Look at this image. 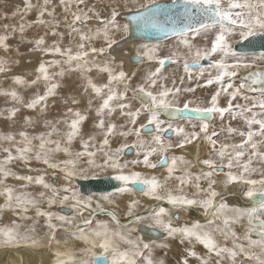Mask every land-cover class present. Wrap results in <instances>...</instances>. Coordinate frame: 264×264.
<instances>
[{"label": "snow or ice", "instance_id": "obj_1", "mask_svg": "<svg viewBox=\"0 0 264 264\" xmlns=\"http://www.w3.org/2000/svg\"><path fill=\"white\" fill-rule=\"evenodd\" d=\"M84 4L85 0H59V5L65 13V20L67 21L68 14L72 16V20L68 26L72 32L79 34V43L75 51H73L71 46L62 48L57 42H53L51 46H48L46 43L45 36L48 32L52 36L58 35L55 27L59 26V20L56 19L55 7H51V0H43L42 3L38 4H33L31 0H24L23 9L17 7L12 13V18L19 16L21 19L18 27L22 40L26 27H32L34 25L51 26L48 27V32L45 33V36H39L34 40L27 41L33 45L29 50L59 56L62 59H53L49 62L42 61L38 68L35 69L38 75L31 81H26L20 75L11 77L15 85L27 87L36 86L42 80L44 82V91L42 94L39 91L34 93L32 97L25 101L15 89H0V96L10 98L14 105L4 111H0V116L4 115V112H7L5 118L11 120L20 112L21 107L35 110L39 106L40 111L43 112L47 107L49 98L56 96L57 89L60 87V84L55 82L54 77H62L64 75L63 67H61L60 72L52 74L49 73V67L67 65L69 71H79L81 77L86 80L85 91L91 88L95 97L101 101L94 109L95 117L93 119L94 129L99 130L100 135L103 137L99 142L97 150L101 151L105 158L103 166L111 167L120 173L113 177V179L121 183V187L116 189L118 193L133 192L136 190L134 186H137L142 195L158 202V204L166 203L172 210L187 211L192 206H199L204 210L206 215L211 212L216 218H219L224 210L227 209L233 215L224 219V225L227 226L230 222L233 224L239 223L247 217V230L242 237H238L236 232L229 228L224 235L227 238L228 234H231L234 238L233 247H218L212 235L209 232L201 230L202 226L199 222H193L191 225L174 226L172 221L179 220V216H170L169 208L164 206L150 208L148 210L149 215L146 216H132V208L137 203L136 201H132L129 204L128 215L132 217V221L138 223L150 218L152 221L150 227L162 230L168 237L179 234L184 238H194L204 246L209 256L214 254L218 258L214 264H224L225 259L231 260V264H236L238 257L240 258V264H246L247 261L252 260L256 261V264H264V173L261 174V179L259 180L249 178L256 171V169L249 167L251 158L258 156L264 161V152L258 151V143L253 140L255 136L264 138V119H257L258 113L253 111V109L259 108L261 110L259 114L264 115V70H259L257 67V58L249 59L246 55L238 53L230 42V39L237 32L241 39H247L257 34L264 35V0H254V2L253 0H243V2H240V0H227L226 4L224 0H180V10L177 12H173L167 5L158 4L156 0H144L138 6H136L137 0H132L131 7L128 0H124L122 5L115 3V6L111 8L110 15L107 17H102L95 10V6H85L82 8L81 5ZM121 6L128 9L129 12L132 11V7H135V13L130 15L129 19L135 22L137 31L152 30L161 34H168L170 32L184 37L180 43L188 49V54L192 58L191 64L187 59L184 61V71L189 74V79H191V65L198 66L202 60L210 61L209 67L216 70V75L212 76L209 73L210 78L205 81V84L212 85L216 83L219 87L211 95L209 100L201 104H196L194 100H184L181 107L178 101V94L181 92V89L167 88L162 83H159L162 79L161 70L166 61L176 62L171 57L159 58L156 61L159 66L154 71H150L143 78V82L137 84L134 89L131 88L129 83L131 77L126 72L119 71L118 73H114L107 62L100 64L96 61V56H102L113 45L118 44V41L110 33L121 30V25L117 21L119 15L118 8ZM176 7L177 0H172V8L174 9ZM234 9H239V11H233ZM33 10L36 12V19L34 21H25V17ZM89 13H91V16ZM161 13H163V19H161ZM46 15L51 19H45L44 17ZM92 18L99 20L102 25L94 33L91 30L85 32L79 27H74L78 23L82 21L86 22ZM5 19H8L7 15H5ZM178 24L181 26L178 27ZM217 25L219 26V30L215 31L214 38L210 41V47H196L194 49V46L188 41L187 36L191 33L195 37L210 29L215 30ZM2 27L5 33L0 35V49L5 53V57H0V73H7L11 70L9 65L12 63L7 58V54L11 51V46L7 41L10 35H15L17 26H11V33L8 32L10 27L8 24H3ZM122 27L125 34L130 31V25L128 23H125ZM101 36L104 40V46L99 48L93 46L91 41ZM144 47L147 48L148 46L145 45ZM16 51L18 53L19 49L17 48ZM139 55L140 53L138 52L137 56L139 57ZM144 55L149 60L154 59L148 52H145ZM172 56H176V53H173ZM214 56H218L219 58L212 59ZM259 59L264 60V54ZM14 62L19 63L18 60ZM93 68L97 69L100 73H107L106 84L97 85L87 76V73ZM241 69L248 70L247 74L243 77L239 87L234 88L231 78L237 76V73ZM201 72L203 73V69ZM225 78H228L227 82ZM247 81H250V83H247ZM114 84H123V91H117L113 86ZM253 85H259V87H253ZM157 87H159V90L153 91ZM230 89L232 91H229ZM241 89L258 92L260 99L250 101L248 106H235L234 108L232 100L237 97ZM104 90H106V94ZM129 90L132 93L131 100L137 101L139 104L135 109L128 102L129 97L127 93ZM183 91L193 92L194 89L184 88ZM222 94L227 97L226 107L219 105V97ZM63 102L65 105H68L69 102L73 105L80 103L78 99L71 96L65 98ZM204 103L207 106H203ZM88 104L89 111H91V99H89ZM117 110H119L121 117L126 118L125 123L119 126L122 129L119 132V136L127 138L134 135L136 140L132 144L125 142L119 147L112 149L109 146V137L116 135L115 130L117 124L110 120L106 122L105 117L111 118ZM226 113L231 114L233 119L237 117L243 119L247 125V132L231 126H228L226 129L229 135L238 134L241 137V142L238 144L219 143L218 145L217 137L220 133L215 131L209 132V122L213 114H218L223 118ZM161 114L169 117L180 116L188 121L196 120L199 121V124H193L191 131H186L182 126L174 127L170 121L166 123L164 120H161L159 118ZM141 116L145 118V122L143 123H139ZM87 119L88 116L83 114L79 109L66 107L63 119H57L55 122L49 120L44 121L45 127L50 129L47 132L29 136L27 131L21 130L17 133L20 137L19 141H16L15 136L11 133L0 135V140L15 144V152L17 154L13 156L11 148L3 149L7 155L3 160H0V184H3L4 179L8 176H14L16 179L28 182L33 180L31 176H18L5 167V165L14 159L27 163L32 158V155H34L37 161H42L50 168H57L59 165L50 161L51 155L53 153L63 152L65 155L71 157L73 153L70 151L69 146L78 136L80 137L83 151L75 153V160L68 159L60 162L65 166L61 169L65 172V178L70 179L76 174L75 163L80 157L87 155L90 157L88 163L93 164L94 161L91 157H94L96 152L90 151V149L97 147L96 136L88 134L87 139H84L85 134L82 130V124ZM25 121L31 123V118L25 117ZM61 123L65 125L64 131H61L57 127ZM253 125H258V131H253ZM169 131L178 137V143H165L164 136ZM53 134L60 138L56 140L51 139ZM142 137H151V140L148 141ZM34 140L39 141V144L35 148L33 146ZM201 140L206 141L210 145L209 158L199 160V163L206 166L207 171L202 170L199 174L193 176L185 169L183 175L174 176L178 163L188 164L189 162L183 156H172L169 158L164 153L173 147L183 149L186 144ZM260 143H264V139ZM50 145H55V147H50ZM106 148L107 150H105ZM132 148L137 149V159H133L130 162L132 165L142 164L148 169H156L160 166L166 168L167 175L163 182L154 175H143L136 171H129L127 174L124 173L123 170L128 168L129 162L126 161L121 164L119 157L125 153L126 149ZM249 148L251 151L248 162L241 165V158L245 156ZM154 155H158L159 157L155 162L151 159ZM213 155L218 157V159H213ZM68 166L71 167L69 168ZM234 166L238 168L242 167V171L239 174L233 173L231 169ZM224 167L229 169L225 173V185L241 184L248 186L247 191H244L243 195L252 201L251 207L229 208L224 203L219 204V206L216 205L215 198L219 193L213 188V185L218 183L215 179L217 172L222 171ZM170 179L178 181L177 189L179 191H182L184 186L191 184L196 189V192L193 194L194 197L204 192L206 198L196 199L188 198L184 195H174L171 189L163 192L162 189H164L165 184ZM202 179L208 181V187L206 189L201 188L200 181ZM35 182L37 184H43L45 188L50 187L48 184H44L43 179L40 177H37ZM64 192L68 193L69 189L64 188ZM53 194L55 195V192ZM0 195L5 196V205L0 206V208L7 207L13 212L19 209L20 212L17 214L22 219L26 218L23 213L27 211L28 206L36 204L35 200L28 199L23 194L15 195L14 197L13 189L7 186L0 191ZM40 195L43 196L44 194L41 193ZM69 199L76 201L73 208L81 214L84 209L91 206L90 201L85 203L76 199L75 193L71 197L64 195L61 203ZM104 199L108 200L109 197L105 196ZM54 202L52 199L48 201L50 205ZM97 209L100 212H104V209L99 204H97ZM37 215L47 216L51 220L54 214L51 212H41L37 208ZM107 215L119 224L114 213L109 212ZM56 218L60 221L71 223L65 216H57ZM91 223V219H87L83 221L82 225L77 226L80 232L78 238L83 239L86 244H91V248H85L83 250L85 254L91 252V255L95 257L92 249L98 246L103 249L104 253H111L112 260L110 264H137V258H141L144 264H164L163 260L154 261L152 259L150 245L147 243H143L141 246L140 242L127 239L126 243L132 246V250L119 251L114 246L108 232V226L104 222H97L96 230H93L91 233V236L95 239L89 240V236L84 232V228H90ZM209 223L211 224L212 221H209ZM47 226L52 229L53 233L55 232V224L49 223ZM216 230L221 231L219 228ZM132 231H135V229H132ZM254 234L258 237L257 239H252ZM29 239V236L22 235L19 232V225L15 221L12 222L11 226H0V247H18L21 242H27ZM121 239H124V237L121 236ZM240 239L246 241V244L236 242ZM32 244H35V240H32ZM253 249H258L259 252H255ZM143 250H149L148 255H144ZM187 256L198 259L200 264H213L209 259L201 258L196 252L191 250L187 252ZM104 261L105 264H108L107 257H104ZM81 264H89V261H81ZM91 264H97V260L93 259ZM179 264H189L188 259L182 258Z\"/></svg>", "mask_w": 264, "mask_h": 264}, {"label": "bare ground", "instance_id": "obj_2", "mask_svg": "<svg viewBox=\"0 0 264 264\" xmlns=\"http://www.w3.org/2000/svg\"><path fill=\"white\" fill-rule=\"evenodd\" d=\"M91 1L92 0H85V4L86 5L90 4L87 7L95 6V10L97 12H99L100 14H102L103 17H107V16L110 15L111 8L113 6H115V3H119L121 5L124 3V0H94L93 2H91ZM130 1L131 0H128V3L130 5V7H131L132 6V2H130ZM139 1L140 0H137V3ZM31 2L33 4H38V3H42L43 0H31ZM101 2H104V3H101ZM23 3H24V0H0V35L5 33V30L2 27L3 24H8L10 26L9 29H8L9 33H11V26L12 25H16L17 26V32L15 33V35H10V38L7 41V43L11 46V51L7 54V58L10 59V61H12V63H10V65H9L11 70L9 72H7V73H0V89H15L25 99V101H27L30 97H32V95L34 93H36L38 91L41 94L43 93V91H44V82L41 80L36 86H32V87L19 86V85H15L13 83L11 77H13L15 75H20L26 81H31V80L35 79L36 76L38 75V73L35 71V69L38 68L39 64L42 61L43 62H49V61H52L53 59H56V57L53 56V55H50V54L44 55L42 52L40 53V51H30L29 49L32 48L33 45L29 44L27 42L29 40H34L35 38H38L39 36H45V33L48 32L47 28L51 27V26L34 25L32 27H26L25 32L23 33V40L21 39V33L19 32V27H18L19 24L21 23V19H20L19 16L15 17V18H12V13L16 10L17 7L23 9ZM51 7H55L56 19L59 20V26H61L60 23H64V19H62V16L65 18V13L63 12L62 7L59 5V0H51ZM122 9H126V8H124L122 6L120 8H118V10H122ZM125 14H127V13H125ZM5 15H7L8 19H5ZM68 15H70V14H68ZM89 15H91V13H89ZM122 15H124V14L119 15L117 17V20L120 21L122 19V17H121ZM44 18L45 19H51L50 17H47V15ZM35 19H36L35 10H33L30 13H28V15L25 17V21H34ZM86 24H88L89 26H91V25L97 26L98 24H100V22H98V24H91V22L89 21ZM55 29H58V27H55ZM90 30L94 31L96 29L95 28H91ZM123 36H124V34L116 35L115 39H118L119 40L118 43L120 42V44L116 48L113 49V52H112L113 58L117 62L119 61L121 63H124L126 73L128 74L129 77H130V75L132 73L137 72L138 70H140L141 73L144 72L146 66L148 67L149 64L152 61V60H149L146 55H144L145 52H148V53L151 52V49H150L151 48V44L147 48L141 47V45H142V43H148V42L153 43L154 41H144V42H132L131 41L130 42L129 40L125 39V36L124 37ZM120 37H122V38H120ZM212 37H214V35ZM45 39H46V43H47L48 46H51L53 44V42H57V43H59V45L62 48H67V47L71 46L73 51L76 50V46L79 43V39L73 38L72 42H74L75 45L74 46L68 45V46L64 47L63 46V39L60 40L59 38H56V36H52L51 33H49V32L45 36ZM210 39H212V38H210ZM125 40L127 42H125ZM243 40H245V39H243ZM156 42H160V41H156ZM207 43H208V45L210 47V41L207 42ZM91 44L93 46L97 47V48H99L101 46H104L103 45V37L101 36V37L91 41ZM142 46H145V45H142ZM169 47H171V46H169ZM17 48L19 49L18 53L16 51ZM109 50H107L102 56L106 55V57H108L109 56L108 55V51ZM138 52L140 54H142V56H139L141 58L140 62L139 63H131L130 60H129V56H132V55L137 56L136 54ZM242 54H245V53H242ZM247 54H249V53H247ZM102 56H96V57L101 59ZM0 57H5V53L3 52L2 49H0ZM57 59H62V58L59 57ZM17 60L19 61V63H15L14 62V61H17ZM105 60L106 59H103V60H97L96 59V61L98 63H100V64L105 63L104 62ZM169 63H171V62H169ZM61 67H63V69H64V75L62 77H60V76H55L54 77L55 82L59 83L60 87L57 89V95L49 98V100L47 102L46 109L43 112H41L39 106L35 110H29V109H25V108L21 107L20 112H18L16 114V116L13 117L11 120L5 118L7 116V112H4V115L0 116V135H7V134L11 133V134H13L15 136L16 141H19L20 137L17 135V133H19V131H21V130H24V131H27L29 133V136H35V135L40 134L41 132H47V131L50 130L49 128L45 127V124H44L45 120H49V121L55 122V120H57V119H63L66 107H72L74 109H79L83 114H86L88 116V119L86 121H84L83 124H82V130H83V133L85 134L84 135V139H87L88 134L95 135L96 136V145H97V147L90 149V151L96 152V155L94 157H91V159L94 161L93 164H89L88 163L90 157H88L87 155L80 157L79 160L76 161V163H75L76 174L75 175L81 176V175H85V174L99 173V172H101V173L102 172H109V173H113V174H116V175L120 174L118 171L113 170L111 167L103 166L105 158L103 156V153L101 151L97 150L98 147H99V142L102 140L103 137L100 135L99 130L94 129L93 123L92 124L89 123L90 118L92 117V115L95 114L94 109L97 107V97H95V95L92 92V90L90 92H83L81 90L82 88H85L84 86L86 85V80H84L81 77V74H80L79 71H69L67 69V65H61V66L49 67V73L50 74L58 73V72L61 71ZM205 67H206V65H205ZM147 70H148V68H147ZM253 70H255V69H253ZM243 71L241 73H239V74L237 73L238 74L237 78H238V80L240 82H242L244 74L247 73L248 70H246L244 72ZM87 75L97 85L98 84L100 85V83L101 84H106L107 83V73H100L95 68H93L90 72H88ZM136 82L139 83L137 80H136ZM81 83H82V85H81ZM247 83H248V81H247ZM235 84H237V83H235ZM113 86L115 87V85H113ZM104 91H105V94H106V90H104ZM241 91L244 94L247 93L250 97H253L256 100H257L258 97H260V96H256V95H260L258 92H254V91L248 92L247 90L244 91L243 89H241ZM88 95H90L91 97H89ZM70 96L71 97H75L76 99H78L80 101V103L76 104V105H73V104H71L69 102L68 105H65L64 102H63L64 99L68 98ZM242 96H244V95H242ZM193 97H195V96H193ZM224 98H226L225 100H227V97H224ZM89 99L92 100V110L91 111H89V104H88ZM233 105H234V103H233ZM246 105H247V103H246ZM13 106L14 105L11 102L10 98L4 97V96H0V111H4L5 109L13 107ZM25 117H30L31 118V123H27L25 121ZM160 117L162 118V116H160ZM212 118H213V116H212ZM105 119H106V122H108L109 120L112 121V122L114 121V120H112L109 117H105ZM179 120H184L185 121V119H179ZM211 120L209 122L210 123L209 130H211L213 128V124L211 123L213 121H211ZM195 122H198V123H195V124H199V121H195ZM241 123H243V122H241ZM165 126H166V124H165ZM181 126L184 127L185 130H191L192 129V127L191 128H186L184 123H180V122L175 124L174 127H181ZM243 126L246 129V126L244 124H243ZM57 127L61 131L65 130V125L62 124V123L57 125ZM234 127H236V126H234ZM119 131H116V135L115 136H110L109 137V141H110V145L109 146L112 149H115L116 147H119V145L121 143L127 142L128 144H132L136 140V137L134 135L130 136V137H127V138L119 136ZM222 131H224V130H222ZM234 137H236V136H234ZM58 138H60V137H57L55 134H53V136L51 137V139H53V140H56ZM259 138L263 139L261 137H259ZM217 139H218V143L222 142V143H229L230 144V143L235 141V138L228 141L226 139L225 135L224 136L223 135H219L217 137ZM145 140L150 141L151 137H145ZM256 140H258L257 137H256ZM169 142H171L173 144L178 143V137L176 135H174L172 139H170L169 141L167 140L165 143H169ZM192 143H193V145L190 146L191 150L188 149V146L187 147L185 146L181 150L179 148L175 147V151L174 152H172V153L171 152H165V154H164V155L168 156L169 158H171L172 156H175V155H173L174 153H177V155H180V154H185L186 155V157L184 155H180V156H183L185 158V160L186 159L189 160V163L188 164H179L178 163L177 170H176V171L179 172L178 176L179 175H183L185 169L187 170V172H189V169H191V171L192 170H194V171L195 170L202 171V169L205 171V169H207L205 165H202L201 163H199V160H203L205 158H209L210 145H208L206 141L205 142L193 141ZM38 144H39V141H35V140L33 141L34 148ZM117 144H119V145H117ZM77 146L81 147V140H80L79 136L76 137L73 140L72 144L69 146L70 151L73 153V155L71 157L65 155L63 152L53 153L51 155L50 161L53 162V163H57L59 165L57 168H50L46 164H44L42 161H37L35 159L34 155H32V158L27 163H25V162H23L21 160H18V159H14L13 161H11L7 165H5V167L9 171H10V167L12 168L13 166H19V167H22L24 169H31L33 172H35V170L38 171V173H37L38 176L34 174L35 176L32 177L33 180L31 182L23 180V181H21V184H18V185H22V182H23V184L25 185L23 188L15 187L13 184L17 185L18 181L14 182L13 180L11 182H9V184L8 183L7 184H5V183L0 184V191H2V189L5 186L11 187L13 189L14 197H15V195L23 194V195H26V197L28 199H32V200L36 201V204H35L36 206L34 207V210L31 212V214H29V216H26V214H25L26 218H24V219H21V217L16 218L17 222H15V223L19 225V232L22 235H27L30 238H33V237H36V236L40 235V236H42L41 238H43V239L46 236V232H47V229H48L47 225L49 224L48 217L47 216H43V215H36L35 209L38 208L41 212H48L46 210H48L50 208V204L48 203V201L45 203L44 200H41L40 196L36 197V195H38L36 193H38V192L35 193V191L33 189V187L37 185L35 180H36L37 177H40V178L43 177L44 178L43 171H41V169L43 167H45L47 169V171H55L57 176H59L64 181L66 179L65 178V172L62 171L61 169L64 168L65 166L62 163H60V162L64 161V160H68V159H74L75 160V153L83 151L82 147H81V150H76ZM263 146L264 145H262V148H263ZM50 147H55V145H50ZM0 148L2 150L1 152H4L3 151L4 148H11L13 156L17 155L16 152H15V144L14 143H10L8 141L0 140ZM105 150H107V148ZM131 150H133V149H131ZM247 151L245 153V156L242 157L241 159L246 158L248 156ZM248 153H249V151H248ZM2 154L4 155L6 153L4 152ZM3 155H1V156L4 157ZM140 158L142 159V157H140ZM212 158L213 159H218V157H216L214 155L212 156ZM256 158L258 159V157H256ZM135 159H137V157ZM151 159L152 160L158 159V155L152 156ZM2 160H3V158H2ZM132 160L133 159L131 158V161ZM131 161H130V159L127 161V162H129V165L131 164L130 163ZM119 162L121 164H123L126 161H120L119 160ZM192 166H193V169H192ZM255 166H256V163H255ZM68 167L70 168L71 166H68ZM163 167H158L156 169H151L150 170V169H148L146 167H142L141 166V167L136 168V172H140L141 174L145 175L144 173L148 174V172L151 171L152 175L157 176L163 182L164 178L167 175L166 168L162 170V171H164L163 173L161 171V174L157 172V170L159 168H163ZM33 169H35V170H33ZM254 169H255V167H254ZM123 171H124L125 174H127L129 172L128 168H125ZM222 172L220 174H216V176H215V178H217L216 180L218 181L217 186L220 185L222 187H226V186H223V184H224V182L226 180V176H225L226 172H224V175H222ZM262 173H263V171H260V173L259 174L257 173V174L261 175ZM102 174H105V173H102ZM8 177H12V176H8ZM80 178H82V177H80ZM61 179H59V180H61ZM52 182H56V181H52ZM74 182H75V180H74ZM201 184L203 185V187L205 186V183H201ZM41 185L43 186V184H41ZM60 185H57V186H60ZM177 185H178V181L177 180L170 179V180L167 181V183L165 184L164 189H162V191L166 192L168 189H171L173 191L174 195H184V196H187L189 198H192L191 194L196 189L191 184H189L188 186H184L182 191H179L177 189ZM240 186H243V188L240 189ZM43 188L47 189L44 186H43ZM51 189L54 190V188H51ZM247 189H248L247 185H241V184H239V185L237 184V186L235 184L234 186H232V188L228 189V191H226V189L222 188L221 190H219L218 193L221 194L222 196L225 195V197L216 200L215 203H216L217 206H219V204H221V203H224L230 208L231 207H241V208L250 207V206H248L249 200L243 195V192L247 191ZM48 190L49 189H47L46 191H48ZM61 190H62V188H61ZM41 191H42V189H41ZM230 192H235V193L231 194ZM56 193H58V192L56 191ZM139 194H140V196L135 197L133 192L123 193V194L114 193L113 195H108V197H109L108 200L104 199V197H105V195H104V196H96V197H92V198L89 197L90 199H85V200H81V201L85 202V203L90 201L91 204L93 205V207L91 209L87 208V209H89L88 212L89 211L91 212L94 209L95 210H99V209H97V204H99L102 208H105L106 206H113L114 204H116V205H118V208H119L117 210L118 215H120V217H123V216L128 215L129 205H127V206H125V205L128 204L129 201H136L137 202L135 204V206L132 208V213L135 212V211H138L139 209H142V208H144L146 206H150L153 202H156V201H154V200L142 195L141 193H139ZM236 194L241 196V200L240 201L235 196ZM48 196H49V193H48ZM194 198H196V199H205L206 195H205L204 192H201L199 195L195 196ZM242 199L245 201V205H243L241 203ZM39 203L42 204L41 207H37L39 205ZM45 204L48 205V206H45ZM4 205H5V196L0 195V206H4ZM158 205H161V206H164V207L167 206V204L155 203L154 208L158 207ZM62 207H60V208H62ZM28 208H29V206H28ZM60 208L57 209L58 212H59ZM152 208H153V206H152ZM64 209H67V208H64ZM197 209H200V207L199 206H195V210L198 211V212L191 211L189 213L190 214L194 213V215L193 214L192 215L194 217H196V219L200 218V217L202 218L201 220L200 219H197V220L193 219L194 221H198V222L201 223V222H204V221H202L203 219L206 220V222L201 223L204 226V228L201 229V230L209 232L212 235L214 240H215V234H218L219 239H218V241H215L218 247H220V246L222 247L224 244L233 246V239L234 238L231 236V234L229 233L227 238L224 235V233L227 232L229 228L232 231H238L240 233L238 237H242V233H243L242 229L246 228L244 226V219L241 220L239 223L233 224V223L230 222L229 225L225 226L223 221H224L225 218L231 217L233 215L232 212H230L227 209H225L223 214L220 215L219 218L214 217L213 215L210 214L211 212H209L208 215H211V216H209L210 219L208 220V218H206L205 215H204V217H202V215L205 213L204 210L201 208V210H200L201 212H200ZM28 210H30V209H28ZM67 210H69V209H67ZM191 210H192V208H191ZM9 211L10 210L7 207L0 208V217L1 218L4 217V218H2V220H3L4 224H5V226H11L12 222H13L6 215ZM58 212H56V213H58ZM74 212H75L74 216L72 218H69V219H73V220H75V219H78V220L84 219L83 217H84L85 213L81 214L80 212L76 211L75 209H74ZM88 212H86V214ZM98 212H100V211H98ZM177 212H179V211H177ZM199 212L202 213V215ZM91 214L86 216V217L89 219V216H91ZM137 215L138 216H143V215H140V214H137ZM169 215H170V213H169ZM36 216H38V217H36ZM104 216H107V212L106 211H104L103 213H99L97 216L96 215H94V217L92 216L93 218L90 217L92 223H93V221L95 219H97L98 221L94 222V224L91 223L92 227L93 226L94 227L93 228L90 227L91 229H89V230L84 229V232H92L93 230H96L97 222H104L109 227L110 223H111V220H109L108 218H105ZM183 216L179 215V222L177 221V223H175V225H179V223H185L186 222V220L183 218ZM73 220L71 221L70 224H72L74 222ZM117 220H120V219H117ZM121 220H122V224L123 225H127V224H130L132 222V218L129 219V220H128V218L126 220L125 219H121ZM209 221H212V223L210 224ZM50 222H52V221H50ZM62 222H63V224L64 223L69 224V223L64 222V221H62ZM142 222L144 223L143 225H145L144 227L152 228V227H147L146 226V225H150L152 223L150 218L149 219H145ZM140 224L141 223L137 224L136 231H137V228L140 226ZM217 228L221 229V231H217L216 230ZM157 230H159V229H157ZM159 231H161V230H159ZM125 232L126 233H131L132 231H131V229H128ZM161 233H162V236L160 238H158V239H151V238L145 237V236H143L142 234L139 233L140 235L143 236V237L140 236V239L142 241H146V242H150L151 243L152 240H153L154 243L151 244L150 251H151V257H152V259L154 261L163 260L164 264H170V263H166L165 262V258L170 255L172 257L174 256V261L175 262L173 261L172 264H179V262L182 260V258H187L189 264H200L198 259H196L194 257L187 256V252L189 250L196 252L197 255L199 257H201V258L209 259L210 261L213 262V264L218 259L214 254L209 256L208 253H207V250L204 248V246L202 244H200L199 242H197L194 238L193 239L182 238V236H180L179 234L174 235L172 237H168L165 232L161 231ZM78 234H80V233H78ZM138 237H139V235H138ZM43 239H41V243L39 245H37V246L20 245L18 247H0V255L1 254L2 255L7 254L6 255L7 259L5 260L6 264H42L43 261L39 260L38 257L40 259H45L46 256H47V253L44 252L46 250L47 244H46V242H44ZM111 239H112L113 242L114 241L116 242V240L113 239L112 237H111ZM125 239L127 240L128 237L125 236ZM241 240L242 239H240L239 241H241ZM236 242H238V241H236ZM113 244H115V243H113ZM180 248L183 249V251L180 250ZM229 248H232V247H229ZM42 249H43V251H41ZM253 251L259 252L258 249H253ZM237 259H240V258L238 257ZM252 261H254V260H252ZM254 262H256V261H254ZM0 264H1V260H0ZM139 264H144L142 259H141V262H139ZM224 264H231V260L225 259Z\"/></svg>", "mask_w": 264, "mask_h": 264}, {"label": "rangeland", "instance_id": "obj_3", "mask_svg": "<svg viewBox=\"0 0 264 264\" xmlns=\"http://www.w3.org/2000/svg\"><path fill=\"white\" fill-rule=\"evenodd\" d=\"M94 0H92L91 2H93ZM169 1V2H168ZM179 1V0H177ZM132 2V0L130 1ZM144 0H140L136 6H138L140 3H143ZM157 3H170L172 4V0H156ZM225 4L227 3V0H224ZM240 2H243V0H240ZM254 2V0H253ZM101 3H104V2H101ZM90 4H84V5H81L82 8H84L85 6H88ZM135 7H132V11L131 12H135ZM119 11V15L121 14H125V13H131L128 11V9H122V10H118ZM233 11H239V9H234ZM63 15V14H62ZM61 15V16H62ZM102 17L103 15L100 14ZM118 15V16H119ZM91 16V15H90ZM62 19H64V23H60L61 26H58V29H55V31L58 33V35L56 36V38H59L60 40L63 39V46L66 47L68 45H72L74 46L75 43L72 42V39L75 38V39H79V34L76 33V32H72L71 28L68 26L72 20V16L71 15H68L67 16V21L65 20V18L62 16ZM91 22V24H98V22H100L99 20L95 19V18H92V19H89L88 21L86 22H80L79 24L75 25L74 27H79L81 28L83 31L87 32L88 30H90L91 28H100L102 27L101 23L98 24L97 26H94V25H91L89 26L88 24H86L87 22ZM118 23L121 25V30L119 32H116V31H113L110 33V35H112L114 38H116V35H119V34H124L125 36V39L128 35L125 34L123 32V25L126 23L124 20H117ZM217 28H215V31L219 30V26L217 25L216 26ZM90 28V29H89ZM48 30V28H47ZM96 30L94 31H91L92 33H94ZM215 31L214 30H208L207 32H202V34L200 35H197L195 37H193V35L190 33L188 36H187V39L188 41L194 46V49L196 47H209L208 43L209 41H211L210 38H214L212 37L213 35H215ZM210 32V33H209ZM50 33V32H49ZM213 33V34H212ZM123 36V37H124ZM122 38V37H120ZM202 40H201V39ZM184 39V37H181V36H174V37H171L169 39H166V40H163V41H160V42H148V43H142V45H147L149 46L151 44V52L149 53L150 55H152L154 57V61L152 60L151 61V65L149 64V66L145 68L144 72H140V70H138L137 72H134L130 75L131 79L129 81L130 83V86L131 88H135L137 84L139 83H142L143 82V78L150 72V71H154L156 67H158L159 65L157 64V60L159 58H165V57H171L172 60H175L176 62H171L169 63L168 61V64L166 66H163L162 67V79L159 81V83H162L165 87L167 88H180L181 89V92L178 94V101L180 102V106L182 107V103L184 100H188L189 101H192L194 100L197 104H201L202 102H206L207 100L210 99L211 95L216 91V89L219 87V85H217L216 83H213L212 85H206L205 84V81L207 79H209V73L212 74V76H215L216 75V70L214 68H211L209 67V64L205 66H201L200 68H196V69H192L191 68V73H190V76H191V79H189V74L185 73L184 71V61L185 59L188 60V62L191 64V56L188 54V49L182 45L180 43V40ZM198 39V40H197ZM200 39V40H199ZM207 39V40H206ZM117 41H119L118 39H116ZM243 39L240 38L239 36V33L237 32L235 34V36L233 38L230 39V42H231V45L233 47L234 44H237L239 42H241ZM125 42H127L125 40ZM103 45H104V40H103ZM141 45V44H140ZM141 47H144L142 46ZM171 46V47H169ZM173 46V47H172ZM109 50V49H108ZM161 52V53H160ZM41 53V52H40ZM173 53H176V56H172ZM44 54V53H43ZM264 54L263 52L261 53H245L244 55H246L249 59H252V58H257V67L260 68V69H264V60L262 59H259L261 57V55ZM46 55V54H44ZM109 55V56H108ZM108 57L105 56H102L101 59H99L98 57H95L97 60H103V59H106L104 62H107L109 64V66L112 68L113 72L114 73H118L119 71H124L126 72L125 70V65L124 63H121V62H117L114 58H113V54L112 52H110V50L108 51ZM137 55V54H136ZM139 56H142V54H140ZM56 59L59 58V56H55ZM174 57V58H173ZM215 57V58H214ZM212 59H216V58H219L218 56H214ZM260 60V61H259ZM209 61V60H208ZM178 62V63H177ZM210 62V61H209ZM158 65V66H157ZM155 66V67H154ZM262 67V68H261ZM148 68V70H147ZM173 69V70H172ZM203 69V72L204 73H201V70ZM166 70V71H165ZM246 71V69H241L239 73H241L242 71ZM170 71V72H169ZM178 71V72H177ZM243 71V72H244ZM135 74V75H133ZM179 76H178V75ZM237 74V75H238ZM90 75V74H89ZM88 76V75H87ZM134 78V79H133ZM134 81H133V80ZM136 80L139 82L137 83ZM181 80H183V82H181ZM228 78H225V81L227 82ZM141 81V82H140ZM178 81V82H177ZM83 82V81H82ZM231 82L233 83V86L234 88H238L239 84L241 83L237 76L235 77H232L231 78ZM237 83V84H235ZM239 83V84H238ZM82 85V83H81ZM99 85V84H98ZM100 85H102L100 83ZM115 85V88L117 89V91H123V84H114ZM199 85V86H198ZM237 86V87H236ZM85 87V86H84ZM184 88H193L194 91L193 92H184L183 89ZM83 92H90L91 91V88H88L87 91H85V88H82L81 89ZM159 90V87H157L156 89H153V91H158ZM229 91H232V89H230ZM128 97H129V100L128 102L131 103L133 105V109H135L136 107L139 106L138 102L137 101H133L131 100V90H129V92L127 93ZM244 95V96H242ZM89 97H91L90 95H88ZM190 96V97H189ZM195 96V97H193ZM256 96H260V95H256ZM209 97V98H208ZM226 97L224 94H222L220 97H219V105L222 106V107H226L227 106V100H225ZM224 98V99H223ZM260 97L257 98V100H259ZM221 99V100H220ZM239 99V100H238ZM252 100H256L254 99L253 97H250L247 93H242V91L240 90V94H238V96L232 100V104L234 103L235 106H241V107H244L247 103L246 106L249 105V102L252 101ZM100 99L97 98V106L99 105L100 103ZM236 103V104H235ZM233 105V106H234ZM190 106H195V105H190ZM203 106H207L206 103L203 104ZM234 106V108H235ZM238 110V109H237ZM253 111L257 112L258 115H257V119H264V115H260L259 113L261 112V110L259 108H255L253 109ZM250 116V114H248ZM95 117V114L92 115V117L90 118V121L89 123L92 124L93 123V119ZM161 120H164L166 123L167 122H171L173 124V126H175V124L177 123H184V125L186 126V128H191L193 124L195 123H198V122H195L196 120H193V121H188V120H175V121H171L169 119H163L161 117H159ZM220 118V119H219ZM113 121V123H116L117 124V128H116V131H121L122 129L119 127L121 124L125 123V120L126 118L125 117H121L119 115V110H117L113 116L111 117ZM218 120V121H217ZM213 122H211L213 124V128L211 130H209V132H212V131H215V132H218L220 133V135H225L226 136V139L229 141L231 139H234L235 138V141L230 143V144H238L241 142V137L238 135V134H232V135H229L227 133V131L225 129H227L228 126H231L233 128H236L238 130H243L245 132H247L246 130L248 129L247 128V125L244 123V120L237 117L236 119H233L231 114L229 113H226L224 115L223 118H221L218 114H213V118L212 120ZM216 123H215V122ZM112 122V121H111ZM145 122V118L143 116L140 117L139 119V123H143ZM219 122V123H218ZM243 122V123H241ZM218 123V124H217ZM221 123V124H220ZM224 126H223V125ZM236 124V125H235ZM241 124V125H240ZM243 124L246 126V129L244 128ZM198 125V124H197ZM240 125V126H239ZM138 126V125H137ZM236 126V127H234ZM255 126V127H254ZM166 127V126H165ZM245 129V130H244ZM224 130V131H222ZM119 131V132H120ZM186 131H191V130H186ZM253 131H258V125H253ZM175 134L172 133V136L170 138H164V141L166 142L167 140L169 141L170 139L173 138ZM236 136V137H234ZM130 137V136H129ZM256 137L258 140H256ZM143 139H145V137H142ZM264 139V138H263ZM240 140V141H239ZM253 140L254 142H257L259 145H258V151L260 150L261 152H264V146L262 148V145H264V143H260V141L262 139L259 138V136H255L253 137ZM202 141V140H201ZM200 141V142H201ZM239 141V142H238ZM202 142H205V141H202ZM221 142V141H220ZM222 143V142H221ZM122 144V143H121ZM120 144V145H121ZM219 144V143H218ZM119 145V144H117ZM119 145V146H120ZM193 143L191 144H186L185 146L187 147L188 146V149L191 150L190 146H192ZM209 148V147H208ZM132 153L129 154V155H121L119 157V160L120 161H128L130 159L131 161V158L132 159H135L137 157L136 155V152H137V149L135 148H132ZM173 149V150H172ZM76 150H81V147L80 146H77L76 147ZM127 150V149H126ZM171 150V151H170ZM1 148H0V152H1ZM175 151V147L169 149L168 151L166 152H174ZM249 153L251 151V149H248ZM247 151V154L248 156L246 158H243L241 159V165L243 163H246L248 162V159H249V153ZM4 152H1L0 153V160H2V158L4 159V157L6 156V154H2ZM165 154V153H164ZM1 155H3L4 157H2ZM173 155H175L176 157H180V155H184L186 157L185 154H180V155H177V153H174ZM130 156V157H129ZM134 156V157H133ZM258 157V156H257ZM157 158V157H156ZM159 158V157H158ZM185 159V158H184ZM251 163L249 165L250 168H254L256 169L255 172H253L251 174V176L249 178L251 179H255V180H259L261 179V175H258L260 173V171H263L264 173V161H262L259 157L258 159L256 157H252L251 158ZM157 160V159H156ZM156 160H153V162H155ZM186 161L189 162V160L186 159ZM226 163V161H225ZM255 163H256V166H255ZM203 165V164H202ZM258 165V166H257ZM142 167H144L143 165H141ZM140 165H132L130 164L128 166V171H136V168L138 167H141ZM131 169V170H130ZM165 169V167L163 168H159L157 170L158 173L161 174V171ZM192 169H193V166H192ZM224 170L222 171H219V173L217 172V174H220L222 172V175H224V172H228L229 169L227 167H224L223 168ZM239 169V170H238ZM12 170V171H11ZM35 170V169H33ZM151 170V169H150ZM203 170V169H202ZM207 169H205L206 171ZM226 170V171H225ZM242 170V167L238 168V167H233L231 169V171L233 173H236V174H239V171ZM10 171L12 173H15L16 175H20V176H32L31 177H34L35 175H37L38 171L35 170V172H33L31 169H24L22 167H19V166H13L12 168L10 167ZM26 171V172H25ZM41 171H43V175H44V178L42 177L43 179V183L44 184H48L50 185L48 191H46L47 189H44L43 186L41 184H37L36 186L33 187L35 193L38 194L36 195V197H39L40 196V199L41 200H44L45 203L47 201H49L50 199H54V203H52L50 205V208L46 211L48 212H51L53 213V217L51 220H49V223H52V224H55L56 225V230L55 232L53 233V231H51L52 229H50L48 227L47 229V232H46V236L43 238H41L42 236H36V237H33V238H30L27 242H21L20 245H32V246H37L41 243V239L44 240V242H46L47 244V247H46V250L44 252L47 253V256L45 259H40L38 257L39 260L43 261L42 264H81V261H84V260H87L89 261V264H91V261L97 257H107L108 259V264H110L111 260H112V255L111 253H104L103 252V249L99 248L98 246L95 248V249H92V252L95 253V257H93L91 255V252L88 253V254H85V252L83 251L85 248H91V244L90 243H85L83 239H79L78 237L80 236V233L79 230L77 229V226L78 225H82L83 221L84 220H87L88 218L86 216L90 215L91 213V216H89V219L90 217H94V215H98L99 213H103V212H98L99 210H95V211H89V209H91L93 207V205L91 204V206L89 207V209H84L82 211V213H85L84 214V219H69V218H72L75 214L74 212V208H73V205L75 204V200L73 199H69L67 200L66 202H63L61 203V199L63 198L64 195H69L70 197L72 196L73 193L76 194V199L78 200H85V199H90L92 197H96V196H108V195H113L114 193H118L116 190L112 191V192H109V193H103V194H91L89 196H82L79 194V189L78 187L76 186L74 180H89V179H98V178H103V177H114V175L116 174H113V173H109V172H102V173H105V174H102L101 172L99 173H91V174H85V175H74L72 176L70 179H65L64 181L59 177L57 176L56 172L55 171H47V169L45 167H43L41 169ZM167 171V170H166ZM235 171V172H234ZM259 171V172H258ZM19 172V173H18ZM164 171H162L163 173ZM177 172V173H176ZM201 171H197V170H192L189 169V173H191L193 176L199 174ZM258 174H257V173ZM22 173V174H21ZM26 173V174H25ZM101 173V174H100ZM35 174V175H34ZM47 174V175H46ZM113 174V175H112ZM145 175H148V176H151V171L147 173H144ZM179 172L178 171H175V176H178ZM92 175V176H91ZM255 175V176H254ZM38 176V175H37ZM82 177V178H80ZM9 179V180H8ZM61 179V180H59ZM217 179V178H215ZM18 181L17 185L16 184H13L15 187H18V188H23L25 185L23 184L22 182V185H18V184H21V181L23 180H20V179H16L14 176L12 177H7L4 179V182L5 184H9V182L11 181ZM45 180V181H44ZM52 181H56V182H52ZM203 181V182H202ZM20 182V183H19ZM56 183V184H55ZM201 183H205V186L203 187V185ZM61 184V185H60ZM63 184V185H62ZM201 184V187L202 189H206L208 187V181L206 180H201L200 182ZM225 184V183H224ZM223 186H229V185H235V184H228V185H224ZM57 185H60V186H57ZM38 186V187H37ZM62 186V187H61ZM36 187V188H35ZM219 186H217L216 184L213 185V188L219 192V189L220 187L218 188ZM38 188V189H37ZM51 188H54L51 189ZM62 188V190H61ZM64 188H68L69 189V192L68 193H65L64 192ZM37 191H36V190ZM42 189V191H41ZM45 190V191H44ZM51 190V191H50ZM61 190V191H60ZM40 191V192H39ZM50 191V192H49ZM53 191V192H52ZM55 191V195L53 194ZM56 191L58 193H56ZM60 191V192H59ZM196 192V190L194 192H192V194H194ZM43 193L44 195L41 196L39 194ZM48 193H49V196H48ZM134 193V196L137 197V196H140L139 193H136L135 191H133ZM52 196V197H51ZM220 196H222L221 194H219L216 198L218 199ZM43 197V198H42ZM49 197V198H48ZM90 197V198H89ZM225 197V195H224ZM46 198V199H45ZM189 198V197H188ZM215 198V200H216ZM49 199V200H48ZM130 202L132 201H129L128 204H126L125 206L129 205ZM154 203V204H153ZM150 206H146L142 209H139L138 211H135L132 213V216H138L137 214H140V215H149L148 213V210L150 209V207L154 208V205L155 203H158V202H153ZM163 204H166V203H163ZM36 205H29V208L30 210L27 209V211L25 213H23V215L25 216H29V214H31V212L34 210V207ZM42 204L39 203V205L37 207H41ZM45 206H48L45 204ZM63 206V207H62ZM65 206V207H64ZM158 206H161V205H158ZM169 205L166 206V208H169V213H170V216H183V218L186 220L185 223H179V225H175V223H177L176 220H173L172 223L174 226H182L184 224H188V225H191L193 222H196L194 221L191 217H194V213L190 214L189 212L193 211V209L191 210V207L189 209V211H179L177 212L176 210H172L170 208V206L168 207ZM67 208L70 210V214H62L60 212H58V208ZM192 207H195V206H192ZM56 208V209H55ZM73 208V209H72ZM230 208V207H229ZM232 208V207H231ZM104 211H106L107 213L111 212V213H114L115 216L117 217V219H120L118 220L119 221V224H117L116 222H114L112 220L111 217H109L108 215L107 216H104L105 218H108L109 220H111V223H110V226L108 227V232H109V235L110 237H112L113 239L116 240V242L114 241L113 243L114 246L119 250V251H131L132 250V246L129 245L128 243H126V239H125V236L128 237V239H131L132 241H136V242H140L141 243V246L143 243H147L150 245L151 247V244L154 243L153 240L152 242H146V241H142L140 239V236L143 237L142 235H140L137 231H136V227H137V224L138 223H141L140 225L142 226H145L143 225L144 223L142 221L138 222V223H134L133 221L130 223V224H127V225H123L122 224V220L121 219H131L132 217H130L129 215H126V216H123V217H120V215H118L117 213V210L119 209L118 208V205L114 204L113 206H106L105 208H103ZM197 210H201L200 209H197ZM20 210L19 209H16V212H13V211H9L6 215L7 217L11 220V221H16V218L18 217H21L19 214ZM35 212H36V215H37V209H35ZM58 212V213H56ZM86 212H88L86 214ZM201 212V211H200ZM142 213V214H141ZM148 213V214H147ZM28 214V215H27ZM209 214V213H208ZM206 215L205 213L202 215V217H204V215L206 216V218H208V220L210 219L209 216L212 215V213H210L211 215ZM57 216H65L68 220L70 221H74L72 224H66L58 219H56ZM38 217V216H36ZM86 217V218H85ZM92 217V218H93ZM4 218V217H2ZM2 218L0 217V226H5ZM22 219V218H21ZM195 220L197 219H202L201 217L200 218H194ZM145 220V219H144ZM52 221V222H50ZM98 221L97 219H95L93 221L92 224H94V222ZM204 222H206V220H202ZM121 222V223H120ZM125 222V221H124ZM179 222V221H178ZM204 222H201V223H204ZM6 223V222H5ZM199 222V224L202 226L201 229L204 228L203 224H201ZM96 226V225H95ZM147 227H150V225H146ZM244 226L246 227L245 229H242L243 230V233H242V236L244 234V232L247 230V217L244 218ZM94 227V226H93ZM92 225H91V228H93ZM91 228H87L85 227L84 229L86 230H89ZM64 229V230H63ZM128 229H135V231H132L131 233H126L125 231L128 230ZM138 229V228H137ZM160 230V229H159ZM162 231V230H161ZM237 236H239V232L238 231H235ZM88 236H89V240H92V239H95L93 236H91V233L92 232H85ZM139 235V237H138ZM121 236L124 237V239H121ZM54 237V238H53ZM184 238V237H182ZM219 239V236L218 234H215V241H218ZM252 239H257L256 237H252ZM32 240H35V244H32ZM53 240V241H52ZM52 243V244H51ZM237 243H245L246 244V241H244L243 239L241 241L238 240ZM117 244V245H116ZM221 247V246H220ZM222 247H233V246H230V245H227V244H224ZM183 248V247H182ZM184 249V248H183ZM183 249L180 248V250L183 251ZM43 251V249L41 250ZM144 252V255H147L148 254V250H143ZM2 255V254H1ZM173 255V254H172ZM180 258V257H179ZM174 261V256H168L165 258V262L166 263H170L172 264ZM139 262H141V259L137 258V264H139ZM175 262V261H174ZM236 264H240V259H237L236 261ZM246 264H256V262L254 261H247Z\"/></svg>", "mask_w": 264, "mask_h": 264}, {"label": "water", "instance_id": "obj_4", "mask_svg": "<svg viewBox=\"0 0 264 264\" xmlns=\"http://www.w3.org/2000/svg\"><path fill=\"white\" fill-rule=\"evenodd\" d=\"M161 5H167L169 9H172L173 12H177L180 10V0L177 1V7L176 8H172V4L170 3H158ZM135 12H131V13H127L122 15V20H124L126 23H128L130 25V31L128 32V35L126 37L127 40H129L130 42H144V41H163L166 39H169L171 37L177 36L173 33H168V34H161L158 32H154L152 30H147V31H137L136 30V26H135V22L131 21L129 19V16L134 14ZM161 19H163V13L160 14ZM178 27L181 25H177ZM120 44V42L117 45H114L111 49L110 52H113V49L116 48L118 45ZM233 48L235 49V51H237L238 53H264V35L261 34H257L255 36H251L248 37L247 39L243 40L242 42L235 44L233 46ZM140 57L132 55L129 56V60L131 63H139L140 62ZM168 64V62L166 61L165 65L166 66ZM209 61L208 60H202L200 62V64L197 65H191L192 69H196V68H200L201 66H205L208 65ZM259 70H263V69H259ZM247 73L244 74V76ZM248 83H250V81H248ZM253 87H259V85H253ZM244 91H246L247 89H243ZM248 92H251L249 90H247ZM162 118L164 119H169L171 121H175V120H179V119H183L180 116H176V117H169L165 114H161ZM172 136V133L166 132L164 138H169ZM180 149V148H179ZM181 150V149H180ZM132 153L131 149H127L125 150V155H129ZM163 167V166H160ZM75 184L79 189V194L82 196H89L91 194H103V193H109L112 192L114 190H116L118 187L121 186V183L119 181H116L115 179H113L112 177H103V178H98V179H89V180H75ZM217 185V184H216ZM239 185V184H238ZM220 187L219 190H221L222 188L226 189V191H228V189L232 188V186L234 185H229L226 187H222L220 185H218ZM237 186V184H236ZM135 187V192L136 193H141L139 190V187L134 186ZM218 187V188H219ZM243 186H240V189H242ZM231 194L235 193V192H230ZM238 200H241V196L239 195H235ZM224 196H220L218 199L223 198ZM216 199V200H218ZM215 200V201H216ZM241 203L243 205H245V201L242 199ZM248 206H252V201L249 200L248 202ZM59 212L62 214H70V211L64 208H60ZM138 232L140 234H142L145 237L151 238V239H158L162 236L161 231L157 230V229H153V228H146L142 225H140L138 227ZM252 237H257L255 234ZM258 238V237H257ZM97 260V264H105L104 261V257H97L95 258ZM108 261V260H107Z\"/></svg>", "mask_w": 264, "mask_h": 264}, {"label": "crops", "instance_id": "obj_5", "mask_svg": "<svg viewBox=\"0 0 264 264\" xmlns=\"http://www.w3.org/2000/svg\"><path fill=\"white\" fill-rule=\"evenodd\" d=\"M191 197L192 198H194V195L193 194H191ZM192 209H193V211H196L195 210V207H191ZM189 211V210H188ZM196 212H198V211H196ZM200 213V212H199ZM201 214V213H200ZM175 216V215H174ZM177 216V215H176ZM192 219H194V218H196V217H191ZM176 221H179V220H176ZM196 222H198V221H196ZM7 254H4V255H0V260H1V264H6V259H7V256H6ZM2 258V259H1ZM3 261V262H2Z\"/></svg>", "mask_w": 264, "mask_h": 264}]
</instances>
